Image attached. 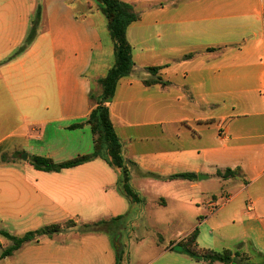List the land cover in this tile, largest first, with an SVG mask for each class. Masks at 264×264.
Here are the masks:
<instances>
[{"label": "crops", "instance_id": "1", "mask_svg": "<svg viewBox=\"0 0 264 264\" xmlns=\"http://www.w3.org/2000/svg\"><path fill=\"white\" fill-rule=\"evenodd\" d=\"M76 1L79 8L72 0H0V232L19 237L46 223L129 217L139 205L143 221L152 205L197 216L187 230H198L199 250H229V264H264V0H120L139 16L126 34L135 71L106 105L141 203L119 190L121 172L103 158L57 173L29 166L30 156L63 162L94 151L85 121L115 54L104 69L98 17L110 36L107 18L98 0L96 9ZM37 9L35 38L16 54ZM157 77L163 84L144 83ZM180 173L196 177L167 179ZM218 197L227 202L216 213ZM101 233L77 247L31 249L26 264H116ZM164 237L127 233L124 263L208 264L171 245L183 235Z\"/></svg>", "mask_w": 264, "mask_h": 264}, {"label": "trees", "instance_id": "2", "mask_svg": "<svg viewBox=\"0 0 264 264\" xmlns=\"http://www.w3.org/2000/svg\"><path fill=\"white\" fill-rule=\"evenodd\" d=\"M99 10L105 15L108 21V28L110 31L111 39L114 42L115 63L109 70L106 77L98 81L102 85V95L94 108L91 110L85 121L91 128L93 134L94 151L91 154L81 155L76 158L66 160L63 162H55L51 158L30 156V165L38 171L42 172H61L64 169L74 168L85 163L91 162L97 158L105 159L113 168L120 170L121 179L119 181V190L131 201L141 203L144 201L137 192H135L130 185V174L128 165L123 158L122 145L117 137L111 118L109 108L106 105L108 100L112 98L115 93L117 82L129 76L135 71L134 63L132 61V47L127 40V29L139 16L135 13L132 5L122 2L120 0H98ZM40 17V9H38L37 20L34 22L33 28L25 40L23 46L16 52L19 54L27 49L36 35V25ZM161 67H147L144 70L157 75ZM146 85L156 83L163 84L160 78L153 80H145ZM94 100V99H93ZM82 124H73L70 129L80 128ZM226 174H233L231 170H226ZM196 175L193 173H180L168 177L167 179H195ZM122 216L112 218L111 220H102L94 224H86L80 231L86 232H106L108 225L122 220ZM77 227L75 222L69 221L63 227L59 223H53L43 226L37 230L26 232L22 236H11L7 232L1 231L0 233L9 239L12 244L3 252L2 258L12 255L15 251L19 250L23 245L32 242H38L40 237L52 238L54 235L64 231H71ZM198 230H193L189 235L180 241L173 242L179 250L187 253L196 260H202L208 264L215 262H222L229 264L233 261V252L226 250L224 252H215L212 250H199L197 248ZM119 234L116 236V240ZM116 264H121L123 261L124 252L120 250L119 244L117 245Z\"/></svg>", "mask_w": 264, "mask_h": 264}, {"label": "rangeland", "instance_id": "3", "mask_svg": "<svg viewBox=\"0 0 264 264\" xmlns=\"http://www.w3.org/2000/svg\"><path fill=\"white\" fill-rule=\"evenodd\" d=\"M74 5H76L77 8H79V6L77 5V1L76 0H72ZM90 3H92L93 8L96 9V2L95 0H88ZM159 3H161L163 6L167 7V0H159ZM155 5V2H150V3H146L145 5ZM37 13H38V9L35 11V13L33 14V25L34 22L37 20ZM39 21H40V17L39 20L37 22L36 25V32L38 30V25H39ZM106 23V20L104 18V16H100L98 17V24H99V28L101 30L103 39H104V43H105V57L103 59V61L101 63H103V68L106 69L107 65L112 66L114 63V51H113V43L110 39L109 33L107 28L104 26V24ZM31 29V28H30ZM29 29V33L31 32V30ZM29 35V34H28ZM146 35V34H145ZM148 35H153V32H148ZM28 37V36H27ZM155 38V37H154ZM27 39V38H26ZM167 40V37H166ZM104 62L106 64H104ZM101 66V67H102ZM106 66V67H105ZM109 66V67H110ZM109 69V68H108ZM106 73V72H104ZM102 90L103 87L101 84H99L98 88H95L94 90V95H93V101L94 104H96L100 98V96L102 95ZM97 97V98H96ZM31 166V165H29ZM31 170L33 169V167H30ZM34 170V169H33ZM215 186L212 185V188H214ZM226 197H218V202H216V205L212 208L213 211H215L216 213L218 212V209L220 206H222L224 203H226ZM143 206V205H142ZM142 206H135V211L133 213V215H128L129 217H125L122 216L123 219L118 221V222H114L108 225V229H107V233H101L104 234L107 238V242L109 244V247L111 248V250L113 252L116 253L117 256V245H120V250H122L124 253L128 252L127 248H125L124 241H125V237L126 234L129 232H132L134 235H136L137 237L139 235H146L148 232L156 234L157 237L159 235H163L165 234L164 238H167V241L169 240H175L178 239L179 237H181L183 235V237L181 238H185L188 235V228L193 225V223H197L198 222V217L194 215V217L190 216V218H183L182 214H174L172 211H167V214L165 213H157V207L156 206H149V210L151 211L147 217L145 219L140 220L141 217H143V215H141L142 213ZM226 206V205H225ZM224 206V207H225ZM175 209V208H173ZM210 211L208 210V208H204L201 209V217L200 220H202L204 222V220H206L210 213ZM224 211H222L220 213V215L222 213H224ZM185 217L186 214L184 213ZM167 219V223L165 222V220ZM111 220L107 219V221ZM102 220H90V221H77V227L74 230L71 231H64L62 233L57 234L54 239H53V244L51 245H47L45 241V239H41V241L37 244H29L27 246L24 247V249L22 250L23 253L20 252H14L12 255H10L11 257L7 256L6 259L2 258V254L3 252L10 246L9 239H7L6 237H4L1 233H0V264H26L27 262H34V258H35V254L33 251H29L31 249L34 248H50V247H56V246H74L77 247L78 242L80 240V238L83 240L84 236L86 234H93L94 232H82L80 231L81 229H83V226L86 224H94L97 222H100ZM69 222L68 220L64 221V222H59V224H61L63 227L65 226V224ZM211 222V221H209ZM141 223V224H140ZM51 223H46V224H42L39 228L49 225ZM208 225V226H207ZM206 227H204V230L207 231L209 230V228L211 227V224H207ZM181 232L183 234H181V236H179L177 233ZM117 234H119V238L116 240V236ZM74 235H78L79 238L78 239H74L73 236ZM122 236V239H121ZM9 240V241H8ZM181 240V239H180ZM178 240V241H180ZM177 242V241H176ZM173 246H175L174 244H171ZM123 256V261L121 264H126L124 263L125 261V256Z\"/></svg>", "mask_w": 264, "mask_h": 264}, {"label": "water", "instance_id": "4", "mask_svg": "<svg viewBox=\"0 0 264 264\" xmlns=\"http://www.w3.org/2000/svg\"><path fill=\"white\" fill-rule=\"evenodd\" d=\"M22 159L25 160V161H27V160H28V156H27V154H24V155L22 156ZM198 177L200 178L201 176L199 175ZM200 179H201V178H200Z\"/></svg>", "mask_w": 264, "mask_h": 264}]
</instances>
